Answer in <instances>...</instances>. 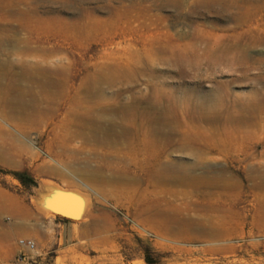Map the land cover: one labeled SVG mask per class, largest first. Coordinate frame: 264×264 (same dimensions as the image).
<instances>
[{
	"label": "rangeland",
	"instance_id": "rangeland-1",
	"mask_svg": "<svg viewBox=\"0 0 264 264\" xmlns=\"http://www.w3.org/2000/svg\"><path fill=\"white\" fill-rule=\"evenodd\" d=\"M205 205L191 241L140 212ZM0 227L5 264H264V0H0Z\"/></svg>",
	"mask_w": 264,
	"mask_h": 264
},
{
	"label": "bare ground",
	"instance_id": "bare-ground-1",
	"mask_svg": "<svg viewBox=\"0 0 264 264\" xmlns=\"http://www.w3.org/2000/svg\"><path fill=\"white\" fill-rule=\"evenodd\" d=\"M18 52L20 54H33V55H36V54H39L40 52H42V50L39 49L38 47H34V46L30 45V43L28 41H25V42H23V47L20 49V51L18 50ZM40 58H41L40 60L32 62V63H29L28 61H23L21 59H19L17 61H14V62H8V67H9V69H12V70L15 69L18 65H20L23 68L41 69L43 65H47L48 63L46 61V58H44L43 56L40 57ZM62 69H63V66H58L57 74L60 75V76H64V72H63ZM153 182H155V181H153ZM140 212H141V214L144 213V220L145 221L155 222V223L161 225L162 227H164L163 230L165 229L167 232L171 231L170 233H168V234H170V237H171V233H173V235H172L173 237H175L177 239L182 238L185 241L186 240L191 241V239H193V238L200 239L199 238L200 237L199 232L202 231L203 228L209 229V230H214L215 229V230H217V232H219L220 231L219 227H222V225L223 226H225V225L228 226L230 224V219H229L230 218V212L228 210H226V209L222 210L221 208L211 207V206H207V205L200 206L197 209V212L199 213L198 217H200L197 220L187 219L185 217L179 218L177 214L176 215L168 214V211H166V210L165 211L164 210H162V211L161 210L152 211L151 209H143V210H140ZM198 228H202V229L200 230ZM193 230H199L198 235H194L193 232H196V231H193ZM214 231H212V232H214ZM163 233H166V232H163ZM204 233H206V231ZM166 236H169V235H166ZM201 236H202V234H201ZM205 238H206V240L209 239V238L207 239V237H205ZM215 238H216V235H215ZM202 240H204V239H202ZM213 240L215 241V239H213ZM195 241H197V240H195Z\"/></svg>",
	"mask_w": 264,
	"mask_h": 264
},
{
	"label": "water",
	"instance_id": "water-1",
	"mask_svg": "<svg viewBox=\"0 0 264 264\" xmlns=\"http://www.w3.org/2000/svg\"><path fill=\"white\" fill-rule=\"evenodd\" d=\"M45 204L51 212L61 218L76 220L81 216L82 202L72 193L56 191Z\"/></svg>",
	"mask_w": 264,
	"mask_h": 264
},
{
	"label": "crops",
	"instance_id": "crops-1",
	"mask_svg": "<svg viewBox=\"0 0 264 264\" xmlns=\"http://www.w3.org/2000/svg\"><path fill=\"white\" fill-rule=\"evenodd\" d=\"M51 223L48 224H36L35 227L33 228H29V229H25V230H21L20 231V235H23V238L28 239L33 241V243H35L36 245H44V237L42 239L41 234H46L47 231H49V229L51 228ZM60 228V235H59V241H61L62 239V230H63V226L60 224L59 225ZM2 232V235L4 234V230L3 228L0 227V233ZM9 234V233H8ZM4 239V238H3ZM0 239L2 242H0V245L2 243H4V240ZM8 242L11 241V237L8 236L7 237ZM4 245V244H2ZM19 249L16 248L14 245H9V254L7 255H1L0 254V264H5V261L7 260H12L13 255L15 254L16 251H18Z\"/></svg>",
	"mask_w": 264,
	"mask_h": 264
},
{
	"label": "built area",
	"instance_id": "built-area-1",
	"mask_svg": "<svg viewBox=\"0 0 264 264\" xmlns=\"http://www.w3.org/2000/svg\"><path fill=\"white\" fill-rule=\"evenodd\" d=\"M17 243H18L20 246L25 247L26 249H32V248H33V243H32L30 240L19 239V240L17 241ZM16 259H17V260H20V259H21V256H17Z\"/></svg>",
	"mask_w": 264,
	"mask_h": 264
}]
</instances>
